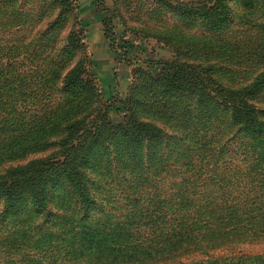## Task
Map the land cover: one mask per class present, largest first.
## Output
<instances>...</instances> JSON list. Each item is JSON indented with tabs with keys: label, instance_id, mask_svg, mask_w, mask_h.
I'll use <instances>...</instances> for the list:
<instances>
[{
	"label": "trees",
	"instance_id": "obj_1",
	"mask_svg": "<svg viewBox=\"0 0 264 264\" xmlns=\"http://www.w3.org/2000/svg\"><path fill=\"white\" fill-rule=\"evenodd\" d=\"M234 7L244 14L245 25L253 29L243 42L222 43L192 25L198 20L206 32H219ZM172 9L184 19L162 32L160 41L173 51L184 50V55L192 59L186 56L187 60L178 63L166 62L168 73L153 81L157 85L155 93L145 94L142 103L131 97L127 115L117 127L104 117L99 122L76 120L69 104L58 106L46 120L33 125L26 126L17 119L10 124L0 117V215L18 219L11 220L15 224L6 229L0 243L7 244L11 254L21 247L27 252L36 250V245L49 238L55 240V247L65 250L61 244L71 232L65 257L70 256L72 261L56 250L38 259L43 260L41 264L47 259H54L51 264H178L187 254L203 257L229 242L264 236V0H195ZM212 56L225 58L245 81L227 87L228 91L221 89L219 80L209 72L210 64L203 60L210 61ZM243 61L245 72L237 68ZM3 68L0 65V73ZM224 71L221 68L217 72L220 76ZM82 73L80 64L66 72L60 89L81 98L88 84ZM58 74H49L50 79L54 81ZM202 81L214 91L213 96L198 93L196 84ZM168 95L178 103L186 97L187 105L193 104L184 111L188 122L184 129L178 126L169 131L149 119L141 120L144 113L154 114V106L159 117L167 113L170 106L161 101ZM214 112L223 113L226 119L221 131L223 136L226 128L230 131L226 147L221 138L202 136L201 131L211 129L212 124L199 123ZM139 113L140 118L136 117ZM193 122L196 126L191 125ZM11 127H15L12 134ZM49 134L54 139L47 140ZM164 134L173 138L168 146L170 153L180 150L191 155L182 158L180 154L181 158L174 160L186 161L184 165L170 163L165 167L169 155L156 156L154 144ZM196 141L201 144L191 154L190 142ZM102 143L107 149L114 148L113 153L101 154L110 171L118 163L125 168L120 179L123 189L146 185L134 199L126 198L135 206L117 216L111 210L121 211L118 204L125 203V196L114 195L107 202L115 206L107 208L104 202L110 195L101 196L97 191L109 179L102 182L97 180L99 174L93 175L100 164L97 150ZM51 146V155L19 163L27 155ZM155 165L159 166L157 171L152 170ZM231 171L234 174L228 180L226 174ZM160 181H164L161 193L150 194L151 185ZM52 196L58 200L60 215L50 208ZM93 207L101 214L95 221L89 216ZM22 212L32 218H19ZM38 226L42 227L35 231ZM20 239L21 244H16ZM26 253L20 251L19 255ZM30 257L35 258V254ZM190 264H264V257L202 258Z\"/></svg>",
	"mask_w": 264,
	"mask_h": 264
},
{
	"label": "rangeland",
	"instance_id": "obj_2",
	"mask_svg": "<svg viewBox=\"0 0 264 264\" xmlns=\"http://www.w3.org/2000/svg\"><path fill=\"white\" fill-rule=\"evenodd\" d=\"M182 2L194 3L195 0H0V65L4 66L0 73V95L2 96L0 107L3 110L0 111V117L5 118L10 124L13 119H17L19 123L26 126L33 125L46 120L58 106L69 104L73 106L72 115L76 120L85 118L99 122L104 117L111 126L117 127L125 114L127 115L125 110L131 97L135 96L142 103L145 94L155 93L157 85L153 81L162 79L168 73L166 62L178 63V61L187 60V57L191 58L189 55H186L187 57L184 55V50L173 51L160 41L162 32L184 19L171 11L172 8L179 7ZM192 25L199 30V33L203 32L205 36L214 40L221 39L222 43L238 40L243 42L245 35L253 31L248 28L249 25H245L244 14L239 13V9L235 7L232 9L229 21L219 32L212 34L206 32L198 20ZM203 60L210 64L209 72L215 76L216 80H219L221 89L226 91L227 87L238 86L245 81V76L241 77V74L237 73L238 69L234 68V65L230 66L225 58L219 59L218 56H212L210 61ZM78 64L82 65L83 76L88 83L85 85L81 98H76L77 93L70 94L60 89L64 74L73 70ZM244 64L245 61L237 68H242L245 72ZM221 68H225V71L219 76L217 71ZM53 72L59 73L54 81L49 76ZM231 79L234 82H231ZM197 80L200 82L201 79ZM196 86L198 93L203 91L208 95L215 94L203 81ZM211 88L219 90L215 85H211ZM174 98L168 95L161 101L169 104L170 110L167 113L164 112L165 114L159 117V113L156 112L157 107L154 106L152 109L154 114L141 112L145 117L141 120L149 119L157 126L169 131H173L178 126L184 129L188 124L184 116L188 106L186 97L182 98L181 103ZM188 107L193 108V104ZM199 115L202 116V113ZM136 117L140 118V113ZM225 122L223 113L214 112L208 116L207 120L200 121L199 124L204 123L203 126H207V123L212 124L211 129L207 127L201 131L202 136L207 139L210 136L221 138L226 147L230 131L226 128V135L221 134L222 129L225 128ZM191 125L196 126V123L193 122ZM14 128H10L11 134ZM195 131L199 132L200 129L195 128ZM231 133L236 134V131L232 130ZM169 135L164 134L155 142L156 156L159 153L166 157L169 155L165 167L170 163L173 164L172 166H182L186 161L174 160L181 158L180 154L183 155L182 158L191 157V155L187 154V151L182 153L180 150L170 153L168 146L173 144V138ZM45 138L54 139L52 134ZM174 138L176 139V136ZM191 139L194 140L193 135ZM200 144V141H196L195 144L190 142L191 154L197 152ZM51 148L52 146L29 154L25 157L26 160L19 163L45 158L51 155ZM113 150V147L110 146L107 149V146L102 143L97 150L98 157L101 158L100 164L93 169L94 176L100 175L97 180L105 182L109 179L108 183L99 186L97 191L101 196L110 195L104 205H107L109 203L107 201L112 200L114 195L120 197L122 194L125 196L124 199H134L146 187V185L137 184L131 189H123L124 182L120 179L125 173L124 166L116 161L118 166L110 171V164L102 162L101 154L109 153V151L113 153ZM133 153L138 154L136 151ZM158 168L159 166L155 165L152 170L157 171ZM167 168H162V171L165 172ZM103 174L106 176L102 177ZM232 174L234 172H227L226 178L229 177L228 180H230ZM163 182L160 181L159 185L152 184L150 194L156 195L159 191L161 193L164 187ZM105 188L108 189L103 194ZM132 188H139V191L135 192ZM57 202L58 200L52 196L50 208L54 210L55 215H60L62 210ZM118 205L121 211L111 210L113 216L135 206L127 199L125 203ZM114 206L108 204L107 208ZM96 210L97 207H93L89 213L91 221L101 218V214ZM24 212L18 214V217L32 218V215H24ZM12 216L0 215V239L6 235V229L15 224L11 220H18L11 218ZM40 227L42 226L36 227L35 231ZM71 235L70 232L66 242L61 244L65 250L55 247L56 242L52 238L43 240V244L36 245V250L27 252L26 248L21 247L14 255L11 254L7 244L0 243V264H41L43 260L38 259L43 258L47 252H56V250H59L64 258L68 252V241ZM15 236H18L17 232ZM30 236L35 240L33 235ZM21 240L16 244H21ZM20 251L27 253L19 255ZM32 254H35L33 259L30 257ZM257 255L264 257V236L242 242H229L210 250L208 255L203 257L198 253L187 254L188 257L180 258L178 264H190L202 258L219 261L224 258H247ZM65 258L72 261L68 255ZM53 260L47 259L46 264H51Z\"/></svg>",
	"mask_w": 264,
	"mask_h": 264
},
{
	"label": "crops",
	"instance_id": "obj_3",
	"mask_svg": "<svg viewBox=\"0 0 264 264\" xmlns=\"http://www.w3.org/2000/svg\"><path fill=\"white\" fill-rule=\"evenodd\" d=\"M105 40V39H104Z\"/></svg>",
	"mask_w": 264,
	"mask_h": 264
}]
</instances>
